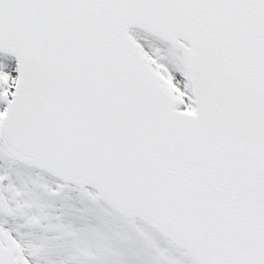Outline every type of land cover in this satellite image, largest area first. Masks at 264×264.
I'll use <instances>...</instances> for the list:
<instances>
[{
  "label": "snow or ice",
  "instance_id": "obj_1",
  "mask_svg": "<svg viewBox=\"0 0 264 264\" xmlns=\"http://www.w3.org/2000/svg\"><path fill=\"white\" fill-rule=\"evenodd\" d=\"M0 264H264V0H0Z\"/></svg>",
  "mask_w": 264,
  "mask_h": 264
}]
</instances>
